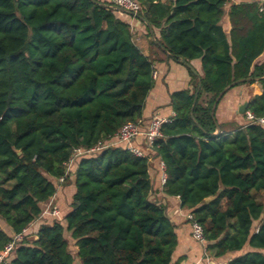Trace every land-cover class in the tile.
<instances>
[{
	"label": "trees",
	"instance_id": "16d2710c",
	"mask_svg": "<svg viewBox=\"0 0 264 264\" xmlns=\"http://www.w3.org/2000/svg\"><path fill=\"white\" fill-rule=\"evenodd\" d=\"M137 1L134 19L148 37L159 31L149 56L108 1L0 0V253L23 236L0 264H184L179 225L152 198L149 159L111 143L125 124L142 127L155 62L194 60L203 74L189 69V87L171 95L175 116L154 146L164 193L203 227L209 258L264 264V127L227 133L216 117L229 91L255 83L247 111L264 116V2ZM99 145L67 173L76 149ZM72 182L63 221L49 215L25 235Z\"/></svg>",
	"mask_w": 264,
	"mask_h": 264
},
{
	"label": "crops",
	"instance_id": "0c3cea01",
	"mask_svg": "<svg viewBox=\"0 0 264 264\" xmlns=\"http://www.w3.org/2000/svg\"><path fill=\"white\" fill-rule=\"evenodd\" d=\"M107 2L108 0H100ZM262 0H231V3L240 4L247 2H255ZM131 26V29L138 39H143L146 42V47L141 49L147 56L150 55V49L148 45L149 39L155 40V36L159 37V31L154 30L152 33L150 30V37L147 36V27L145 23L136 21L130 16H122ZM154 36V38H153ZM264 62V55L257 61L258 64ZM155 72L157 78L155 79L156 85L154 90L150 93L146 111L145 120L142 127H146L152 121L153 118H171L174 116V111L170 106L171 95L175 92L184 90L189 87L191 77L189 69L193 70L198 76H202V66L200 60L191 61L187 65L178 63H160L155 62ZM261 95V87L258 83L253 85H246L240 88L229 91L223 98L220 104L216 117L222 118L224 125L229 123L243 125L242 117L234 116L233 111L236 110L238 105L246 103L247 99ZM241 103V104H240ZM143 138L139 137L135 140L134 146L137 148H144ZM150 176L153 183L152 198L155 202L163 204L167 208L168 216L179 225V242L175 253V259L179 257L184 258V264H227L234 255H228L222 259L213 260L208 257L206 252V246L196 242L192 238L191 226L185 219V212L181 209L179 198L169 197L164 193V186L160 181V160L156 159L154 153L150 155ZM75 189L73 182L68 186H62L53 198L48 202L42 204L43 214L40 219L35 222L29 229L25 231V235L36 234L45 221L51 218L49 216V206H53V209L59 210L61 219L63 221L68 209L69 204L74 195ZM0 227L3 230L9 231L8 227L0 221Z\"/></svg>",
	"mask_w": 264,
	"mask_h": 264
},
{
	"label": "built area",
	"instance_id": "2783aa9c",
	"mask_svg": "<svg viewBox=\"0 0 264 264\" xmlns=\"http://www.w3.org/2000/svg\"><path fill=\"white\" fill-rule=\"evenodd\" d=\"M108 2L111 4V6H116L119 8H122L126 11H129L133 14L138 15L141 6L137 0H108ZM264 2V0H262ZM119 13V12H118ZM120 16H125L126 14L119 13ZM129 16V15H127ZM133 17V16H132ZM134 18V17H133ZM154 79L157 78V73L155 72L153 74ZM175 116V114H174ZM173 116V117H174ZM172 118V117H171ZM171 118H159L155 117L152 119V121L149 123V125L146 128H142L141 126L134 124V123H127L125 124L119 133L116 136V140L111 143L112 146L115 144H122L126 146V149L132 152L137 157H147L150 160L149 155L153 152L154 153V146L155 143L162 137L161 133V127L163 124H166L170 122ZM243 118L245 121V125L250 124H258L260 126L264 127V116L262 117H256L253 113L250 111H246L243 114ZM219 133V132H217ZM142 137L144 148H137L134 146V142L137 138ZM106 145H99L89 151H84L82 149H76L74 152L73 158L70 160V162L67 165V173L70 172L72 165L74 164V161L88 153H92L95 151H99L101 149L107 148ZM167 180V175L165 172V165L162 161H160V181L162 186L165 185ZM64 182V178H61L59 180V184H62ZM49 211V210H48ZM49 215L53 217H59L60 212L56 209L49 212ZM185 219L190 223L191 226V234L192 238L200 243L205 245V237H204V229L203 227L194 221L193 215L190 213L185 214ZM23 240V236L19 235L15 238V240L8 244L4 250L0 253V263H5L8 257L13 252L15 246L18 242H21Z\"/></svg>",
	"mask_w": 264,
	"mask_h": 264
},
{
	"label": "rangeland",
	"instance_id": "374dc122",
	"mask_svg": "<svg viewBox=\"0 0 264 264\" xmlns=\"http://www.w3.org/2000/svg\"><path fill=\"white\" fill-rule=\"evenodd\" d=\"M135 42L136 44L141 48V49H144L146 47V42L145 40L143 41V39H138V37L135 35ZM207 100V98L203 97V101L205 102ZM222 103V101H221ZM241 104V103H240ZM243 105V104H242ZM241 106V105H240ZM240 106L238 105V107L236 108V110L233 111V115L234 116H240L242 117V122H243V125H245V121H244V118H243V115H240L239 114V108ZM218 111V110H217ZM217 124L224 130L226 131L227 133H233L237 128H238V125L237 124H233V123H229L227 125H224V123L222 122V118H217ZM257 199L260 201V202H263L264 203V193H261V194H257L256 195ZM49 212L54 210L53 209V206H49ZM59 211V210H58ZM256 227L259 226V222H255L254 224ZM71 248L73 250V256L76 257V249H75V246H74V243L73 241H71ZM75 264H81L77 258H76V262Z\"/></svg>",
	"mask_w": 264,
	"mask_h": 264
},
{
	"label": "water",
	"instance_id": "95a60500",
	"mask_svg": "<svg viewBox=\"0 0 264 264\" xmlns=\"http://www.w3.org/2000/svg\"><path fill=\"white\" fill-rule=\"evenodd\" d=\"M110 8H112L113 10H115L116 12H119V13H123V14H126V15H129V16H133L134 18L138 17V15L136 14H133L129 11H126L122 8H119V7H116V6H110ZM146 24V22H144ZM149 27V26H148ZM150 31L152 32V29L151 27H149ZM153 33V32H152ZM154 38V36H153ZM201 88V83L199 84V89ZM230 88L226 89L217 99V102L216 104L214 105V108H213V115L215 114V110H216V107H217V104L218 102L221 100V98L224 96V94L229 90ZM248 109V105L247 103H244L243 105L240 106L239 108V114L240 115H243ZM217 132H219V129L217 130ZM211 199H208L207 201H210Z\"/></svg>",
	"mask_w": 264,
	"mask_h": 264
}]
</instances>
